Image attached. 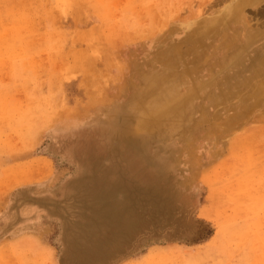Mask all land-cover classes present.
<instances>
[{
    "label": "rangeland",
    "instance_id": "rangeland-1",
    "mask_svg": "<svg viewBox=\"0 0 264 264\" xmlns=\"http://www.w3.org/2000/svg\"><path fill=\"white\" fill-rule=\"evenodd\" d=\"M232 2L0 0V264H264V18Z\"/></svg>",
    "mask_w": 264,
    "mask_h": 264
},
{
    "label": "bare ground",
    "instance_id": "bare-ground-1",
    "mask_svg": "<svg viewBox=\"0 0 264 264\" xmlns=\"http://www.w3.org/2000/svg\"><path fill=\"white\" fill-rule=\"evenodd\" d=\"M231 4H232L231 6L229 5L230 6L229 10L227 9L228 10L227 14L229 15V17H230L229 19L231 21H234V19H239L240 18L239 17L240 11L246 6L256 7L254 9V16L264 18V0H234V2H232ZM257 6H259V7H257ZM255 19H257V21H260L259 23L255 22L256 27L259 24L262 25V23H264V19H262V20H259V18H255ZM244 20H247V18L244 17ZM248 21L249 20L244 21L245 26H246L245 28L247 31L245 32V35L243 37L244 40L242 41V43H256L257 41H260V40H263L262 42H264V30L261 31V30L256 29V28L253 29L252 25H250ZM235 60H237V59H235ZM261 61H264V60L263 59L259 60V62H261ZM111 128H113V127H111ZM117 133L126 135L125 125L120 127V129H118Z\"/></svg>",
    "mask_w": 264,
    "mask_h": 264
}]
</instances>
